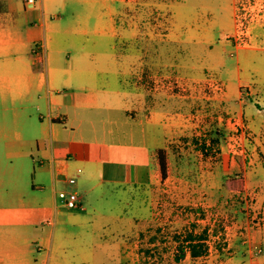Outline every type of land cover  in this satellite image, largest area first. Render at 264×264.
<instances>
[{
	"label": "crops",
	"instance_id": "crops-1",
	"mask_svg": "<svg viewBox=\"0 0 264 264\" xmlns=\"http://www.w3.org/2000/svg\"><path fill=\"white\" fill-rule=\"evenodd\" d=\"M74 1L85 0H0V148L6 154L0 157V264H144L140 237L155 214L144 194L153 195L152 184L161 180L158 151L167 149L175 118L163 108L143 111L139 87L125 71L128 61L116 57L108 64L113 71L97 65L92 55L103 45L83 40L90 15L73 27L57 13ZM235 2L226 6L235 22L226 37L236 32ZM112 8L110 31L123 38ZM248 24L246 43L231 39L239 70L233 98L222 84L228 108L251 136L248 145L261 155L255 167L244 168V192L260 210L255 234L262 252L250 249L229 264H264V15ZM40 43L42 54L35 52ZM74 50L76 58L69 55ZM101 108L119 112L108 128L94 113ZM34 163L39 184L25 179ZM70 192L79 195V207L63 202ZM130 192L138 201L129 212ZM189 258L197 257L187 251Z\"/></svg>",
	"mask_w": 264,
	"mask_h": 264
},
{
	"label": "rangeland",
	"instance_id": "rangeland-1",
	"mask_svg": "<svg viewBox=\"0 0 264 264\" xmlns=\"http://www.w3.org/2000/svg\"><path fill=\"white\" fill-rule=\"evenodd\" d=\"M228 3L85 0L70 2L65 11H57L73 27L89 14L83 40L92 46L103 45L101 52L92 55L97 65L107 63L104 68L113 71L108 64L116 57L128 61L125 71L139 87L143 111L163 108L175 118L165 150L168 177L152 184L153 195L144 194L155 210L153 226L140 237V262L144 264H229L234 256L242 260L257 245L256 223L261 214L256 199L230 189L237 188L241 175L245 180L244 168L255 167L261 155L257 145H248L251 136L239 127L240 117L224 100L222 80L228 97L233 98L239 77L233 38L226 37L235 29ZM112 7L123 38L118 30L110 31ZM113 45L123 51L111 50ZM76 54L75 50L69 53L72 58ZM94 113L106 128L110 117L119 118L118 110L101 108ZM4 156L5 149L0 148V157ZM33 166L38 164L31 165L25 179L39 184ZM212 189L215 195L210 194ZM128 197L130 212L138 196L130 192ZM190 236L195 237L193 243L202 245V254L177 261L184 251H190Z\"/></svg>",
	"mask_w": 264,
	"mask_h": 264
},
{
	"label": "built area",
	"instance_id": "built-area-1",
	"mask_svg": "<svg viewBox=\"0 0 264 264\" xmlns=\"http://www.w3.org/2000/svg\"><path fill=\"white\" fill-rule=\"evenodd\" d=\"M27 4H32L36 0H24ZM236 32L231 37L235 42V45H242L246 43L247 35H248V22L251 19L262 17L264 15V0H236ZM45 46L40 43L36 45L35 52L36 53H44ZM80 171V169H79ZM70 183L75 182V178L71 177L69 179ZM80 197L76 192H70L63 199V202L69 208H77L80 206L79 204ZM245 242H248L245 239ZM252 253L255 255H259L262 252V248L258 245L250 248Z\"/></svg>",
	"mask_w": 264,
	"mask_h": 264
},
{
	"label": "trees",
	"instance_id": "trees-1",
	"mask_svg": "<svg viewBox=\"0 0 264 264\" xmlns=\"http://www.w3.org/2000/svg\"><path fill=\"white\" fill-rule=\"evenodd\" d=\"M158 158L160 162V172H161V180L164 181L168 177L169 172V163L167 158V153L164 149H160L158 151ZM231 187V186H230ZM232 190H238V191H244L245 190V180L243 176L241 175L238 179V186L237 188L231 187ZM193 240H195V237L190 236V238L187 239L188 242V248L190 249L192 257H198L202 254V245H199V243L195 244L193 243ZM185 257V251L177 257V261H180Z\"/></svg>",
	"mask_w": 264,
	"mask_h": 264
}]
</instances>
